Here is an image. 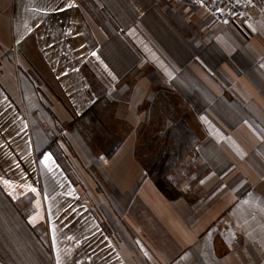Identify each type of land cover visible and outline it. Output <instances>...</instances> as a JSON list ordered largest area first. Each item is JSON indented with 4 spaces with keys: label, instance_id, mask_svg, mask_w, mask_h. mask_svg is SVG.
Wrapping results in <instances>:
<instances>
[{
    "label": "crops",
    "instance_id": "obj_1",
    "mask_svg": "<svg viewBox=\"0 0 264 264\" xmlns=\"http://www.w3.org/2000/svg\"><path fill=\"white\" fill-rule=\"evenodd\" d=\"M251 15L0 0V264H264V6ZM89 71L136 126L108 155L70 123L94 101ZM158 84L199 138L168 175L174 199L136 154L137 109Z\"/></svg>",
    "mask_w": 264,
    "mask_h": 264
},
{
    "label": "rangeland",
    "instance_id": "obj_2",
    "mask_svg": "<svg viewBox=\"0 0 264 264\" xmlns=\"http://www.w3.org/2000/svg\"><path fill=\"white\" fill-rule=\"evenodd\" d=\"M150 71L151 70L144 69L141 70L140 73L143 74ZM88 80L92 89V99H94L92 105L94 110H87V112H89L86 115L71 113L72 121L70 123L71 125H75L77 129L75 134L82 136L88 144H92L97 150L102 151V149H106L109 144H115L120 141L127 132H131L132 129L135 130L136 126L134 127L130 121L116 115V104L113 103L114 101L110 102V100L106 99V90L100 79L97 78L94 73L90 72V74H88ZM134 81L135 77H130L125 80L122 86H117L115 95L119 98L132 97L133 93L131 90L133 89L132 84ZM39 88L42 90L41 86ZM158 89H162L164 95L167 96L172 109L174 108L180 113H183L184 110L182 100L174 94H170L164 86L158 84L151 87L148 98L144 100L137 109L138 113H144L142 123L136 128V135L138 137L136 139V151H138V156L140 158L150 153L157 139L155 133L159 132L162 127L160 118L157 115V111L160 110L156 109V111H151L153 109L151 101L152 98L156 97ZM138 95L139 89H136L135 98ZM65 125L68 126L69 124ZM57 135L62 136L60 132ZM65 152L67 155L72 154V151L67 148L66 145Z\"/></svg>",
    "mask_w": 264,
    "mask_h": 264
},
{
    "label": "trees",
    "instance_id": "obj_3",
    "mask_svg": "<svg viewBox=\"0 0 264 264\" xmlns=\"http://www.w3.org/2000/svg\"><path fill=\"white\" fill-rule=\"evenodd\" d=\"M168 92L170 93L169 90ZM169 102L162 89H158L156 97L151 101L153 107L151 111L160 110L157 111V115L162 127L159 132H154L157 136L156 142L150 153L141 158V163L157 189L167 198L174 199L180 195V192L170 182L168 175L196 147L199 138L184 111L180 113L178 110L172 109ZM89 109L90 111L94 110L93 105ZM88 112L86 111L83 115ZM119 142L107 148L105 153L110 154ZM102 150L104 151V149Z\"/></svg>",
    "mask_w": 264,
    "mask_h": 264
},
{
    "label": "built area",
    "instance_id": "obj_4",
    "mask_svg": "<svg viewBox=\"0 0 264 264\" xmlns=\"http://www.w3.org/2000/svg\"><path fill=\"white\" fill-rule=\"evenodd\" d=\"M199 7L204 13L217 21L237 18L249 22L252 20L251 9L263 7L264 0H185Z\"/></svg>",
    "mask_w": 264,
    "mask_h": 264
}]
</instances>
